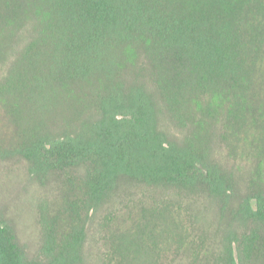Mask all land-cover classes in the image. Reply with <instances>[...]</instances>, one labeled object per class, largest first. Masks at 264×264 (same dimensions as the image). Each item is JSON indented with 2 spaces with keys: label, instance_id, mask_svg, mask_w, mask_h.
I'll return each instance as SVG.
<instances>
[{
  "label": "trees",
  "instance_id": "obj_1",
  "mask_svg": "<svg viewBox=\"0 0 264 264\" xmlns=\"http://www.w3.org/2000/svg\"><path fill=\"white\" fill-rule=\"evenodd\" d=\"M263 66L264 0H0V106L20 140L0 155L18 151L36 177L68 186L64 211L45 213L34 255L0 209V264H88V220L125 184L227 210L237 193L214 152L247 121L259 125L249 96ZM208 96L228 104L224 118L209 108L207 120ZM86 109L92 119L82 118ZM57 125L65 132L54 133ZM161 212L152 213L176 224ZM233 214L264 229L263 190ZM121 245L127 264L139 261L129 234ZM261 253L264 235L231 230L222 264Z\"/></svg>",
  "mask_w": 264,
  "mask_h": 264
},
{
  "label": "rangeland",
  "instance_id": "obj_2",
  "mask_svg": "<svg viewBox=\"0 0 264 264\" xmlns=\"http://www.w3.org/2000/svg\"><path fill=\"white\" fill-rule=\"evenodd\" d=\"M257 85L256 96H249V99L258 111L259 125L256 126V120H251V126L247 121L245 128L230 136L228 146H218L214 152L215 159L232 174L237 193L227 210L218 209L216 202L206 197H187L185 193L172 190L125 184L113 203L88 220L85 248L88 264H111L110 258H113V264H127L130 260L122 252L125 250L121 245L124 234H129L138 244L140 262L132 261V264H222L226 260L227 236L231 230L237 231L240 238H244V234L264 235L261 225L252 221L243 225L233 214L244 195L260 189L264 192V66ZM208 97H213V102L207 108V120L215 110L218 115L220 110V118H224L228 104L221 98ZM83 114L84 119L93 118L88 109ZM12 122L0 106V146L15 150L20 147V140ZM53 131L56 134L65 132L59 125ZM174 131L178 133L177 129ZM64 182L62 177L55 175L47 179L36 177L28 160L18 151L0 155V209L13 223L29 254L34 255L40 250L45 213L64 211L68 197V186ZM153 208L162 209L163 214H174L176 224L171 219L157 218L152 213ZM108 213L113 220L104 225V217ZM180 233L185 244L181 247ZM192 241L201 249L198 257L191 249ZM258 245L261 246L259 242ZM233 247L234 255L238 256L235 242ZM253 258L249 264H264L263 253Z\"/></svg>",
  "mask_w": 264,
  "mask_h": 264
}]
</instances>
